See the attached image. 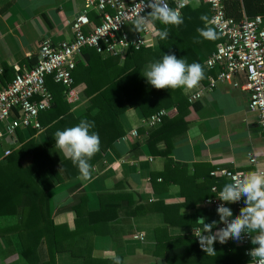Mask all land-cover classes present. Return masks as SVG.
Masks as SVG:
<instances>
[{"label":"crops","instance_id":"obj_1","mask_svg":"<svg viewBox=\"0 0 264 264\" xmlns=\"http://www.w3.org/2000/svg\"><path fill=\"white\" fill-rule=\"evenodd\" d=\"M90 1L0 0V68L4 72L3 82L13 79L6 81L5 67L25 70L33 64L42 39L50 38L53 42L70 39L69 22L81 11L88 10L91 26L99 24ZM145 41L146 47H157L154 35L147 36ZM148 64L143 66V74ZM244 83V78L237 76L233 83H218L212 91L206 90L207 82L202 81L193 90L181 89L187 100L196 92L203 91V94L196 102L190 103L193 107L189 108L186 116L187 130L175 139L166 158L147 155L143 147L138 146L140 139L131 136L130 131L137 133L142 129L143 118L135 109L127 110L122 116L125 135L92 167L91 179L84 180L79 175L70 182L59 184L56 179L49 178L54 186L50 197L53 224L67 227L69 232L75 230L76 215L66 208L78 202L80 191L87 195L88 211L96 210L97 194L100 192L129 194L138 205L160 202L179 205L177 212H171L174 219L190 217L196 214L197 209L210 207L204 201L219 194L229 182L213 173L223 170L247 173L264 167V142L258 115L248 107L249 92L240 89ZM84 105L85 100L79 95V102L71 106V111H82ZM43 136L42 130L34 135L35 140ZM55 143L47 150L57 163L65 157ZM3 148H7L4 142L0 153ZM164 148L163 143L155 147L157 150ZM252 158L254 163L250 162ZM4 163V160L0 161V164ZM116 185L118 188H115ZM244 199L243 207L246 206ZM121 205L126 206L127 202L123 201ZM225 206L233 210V216L239 214L234 203ZM159 210L130 219L120 211L118 219L105 226L107 234L95 235L84 230L71 236L64 241V251L56 254L55 264H114V256L120 258L121 264H166L153 255L156 247L154 230L167 227L164 214ZM196 217L197 221L218 223L199 215ZM167 228L172 235L191 234L194 229L187 225ZM135 235H143V240L134 239ZM37 253V264H45L49 259L45 243L39 245ZM0 264H28L18 255L11 232L2 235L0 232Z\"/></svg>","mask_w":264,"mask_h":264},{"label":"trees","instance_id":"obj_2","mask_svg":"<svg viewBox=\"0 0 264 264\" xmlns=\"http://www.w3.org/2000/svg\"><path fill=\"white\" fill-rule=\"evenodd\" d=\"M198 3L181 10L183 22L179 25H163L159 22L153 25L157 42L155 49L129 48L123 58L104 57L94 49H83L72 72L74 87L85 100L82 111L72 112L71 105L65 101L63 87L54 83L51 77L46 79L52 103L48 110L40 112L38 116L44 133L41 143L35 140L36 130H25L28 139L24 138L23 131L17 130V144L6 145L11 154L5 158L4 164H0V232L1 235L11 232L18 255L28 264L38 263L37 250L41 243H45L49 257L45 264H55V256L64 251L66 239L84 230L95 235L107 234L105 226L117 220L120 211L130 219L160 209L167 227L187 225L204 228L197 222L198 215L207 221H220V216L212 207L197 209L196 214L190 217L174 219L171 212H177L179 205H164L162 202L138 205L132 201L131 195L113 192L98 193L96 210L88 211L87 195L82 191L79 192L78 202L66 208L76 215L75 230L69 232L67 227L55 226L52 221L50 197L54 186L49 178L65 184L80 175L71 160L64 158L56 163L50 157L47 149L55 143L54 134L57 130L75 126L82 119L94 122L92 131L99 134L101 146L90 161L92 167L125 135L122 116L129 109H135L140 118H149L161 110L167 111L160 125L150 129L143 127L137 132L140 139L138 146L143 147L147 155L166 158L175 139L187 130L186 116L193 103L188 102L181 89L154 88L144 77L142 68L147 63L160 60L164 54H174L177 58H185L188 63L203 65L205 78L202 82H207L210 71L205 68L204 61L223 39L210 23L209 5L205 0ZM224 8L226 15L236 22L242 20L243 16L264 17V0H224ZM209 27L215 31V39H207L198 32V29ZM165 28L169 36L161 39L157 33ZM37 60L35 57L28 69L37 64ZM4 70L6 81L11 80L14 70L7 67ZM159 143H163L165 148L155 149ZM115 188H118L117 185ZM123 201L127 205L122 207ZM167 227L154 230L156 247L153 252L166 264L251 262V258L244 255V247L235 246L234 243L217 246L216 254L210 256L199 249L191 234L172 235Z\"/></svg>","mask_w":264,"mask_h":264},{"label":"built area","instance_id":"obj_3","mask_svg":"<svg viewBox=\"0 0 264 264\" xmlns=\"http://www.w3.org/2000/svg\"><path fill=\"white\" fill-rule=\"evenodd\" d=\"M147 2L148 0H144L145 5ZM168 2L170 6L175 7L174 0ZM198 2L199 0H188L186 6L197 5ZM205 2L209 5L211 13L210 23L223 39L204 61L208 71L213 73L217 71L216 74L207 77L206 90L212 91L218 83H233L235 77L242 76L245 83L240 89L249 92L248 107L258 115L261 138L264 142V17L243 16L242 20L236 22L226 15L224 0ZM90 4L98 15L99 24L91 26L87 16L88 10H83L69 22L72 35L70 39L60 42H53L50 38L41 40L37 64L25 70L15 67L14 77L8 83L3 82L4 72L0 68V145L3 142L10 146L17 144V130H42L38 122L39 113L48 110L52 103V95L46 87L48 77L63 87L64 98L69 105L79 102L72 72L83 49H94L97 54L104 57L123 58L129 48L138 50L140 47H146L145 38L155 36L153 27L149 32L140 33L134 30L132 25L135 17L143 11L142 0H91ZM150 11V8L145 7L141 14L147 15ZM234 86H237V83H234ZM202 94L203 91L192 94L188 97V102H196ZM166 114L167 111L161 110L149 118H143L142 127L149 129L157 127ZM130 134L133 137L137 136L135 130H131ZM10 154L9 147L3 148L0 161L5 160ZM250 162L254 163L255 159L252 158ZM238 173L223 170L213 175H220L230 182L231 177ZM218 195L215 194L204 201L216 213L217 207L224 203L218 199ZM242 198L234 203L238 213L243 208ZM223 227L225 225L218 221L213 232ZM194 229H200L201 232L204 230ZM194 229L191 235L199 249L203 251L196 237L200 233L194 234ZM134 239L142 241L143 235H135ZM230 243L244 247V255L251 258L248 253L255 247L251 245V234L245 233L241 241L230 238L221 244L217 240L214 248Z\"/></svg>","mask_w":264,"mask_h":264},{"label":"clouds","instance_id":"obj_4","mask_svg":"<svg viewBox=\"0 0 264 264\" xmlns=\"http://www.w3.org/2000/svg\"><path fill=\"white\" fill-rule=\"evenodd\" d=\"M144 8H150L147 15L141 12L133 20L135 30L141 32L151 31L153 25L159 22L163 25H179L183 22L181 9L188 0H174L175 7L170 6L168 0H148ZM198 32L207 39H215L216 33L212 28L198 29ZM161 39L169 36L165 28L157 33ZM144 77L156 89H184L187 91L197 88L205 78L204 67L198 62L188 63L185 58H177L174 54H164L160 60L151 62L146 66ZM94 122L82 119L77 125L57 130L54 134L55 147L63 153L66 159L78 168L84 180L91 179V159L100 151L101 141L99 134L92 131ZM221 203L217 207L220 223L225 227L213 232L217 222L207 223L198 220L204 225V230L194 229L201 249L207 255H215L214 244L217 240L223 244L230 238L241 241L245 233L251 234L253 247L249 251L252 260L250 264H264V167L247 173H238L231 177L217 196ZM244 199L245 207L238 215L233 216V210L226 204L236 203ZM231 218V219H229ZM207 233V234H205ZM255 233V235H253ZM114 264H121L119 257H113Z\"/></svg>","mask_w":264,"mask_h":264},{"label":"rangeland","instance_id":"obj_5","mask_svg":"<svg viewBox=\"0 0 264 264\" xmlns=\"http://www.w3.org/2000/svg\"><path fill=\"white\" fill-rule=\"evenodd\" d=\"M22 133L24 134V138H25V139H28V138H29V135H27L26 131H23ZM36 140H38V141L41 143L42 138H38V139H36ZM1 147H2V145H0V149H1Z\"/></svg>","mask_w":264,"mask_h":264},{"label":"water","instance_id":"obj_6","mask_svg":"<svg viewBox=\"0 0 264 264\" xmlns=\"http://www.w3.org/2000/svg\"><path fill=\"white\" fill-rule=\"evenodd\" d=\"M200 220V219H199Z\"/></svg>","mask_w":264,"mask_h":264}]
</instances>
